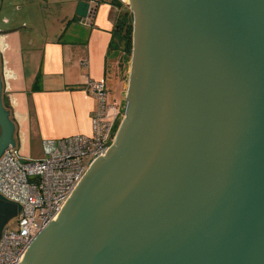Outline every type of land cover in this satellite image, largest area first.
I'll return each instance as SVG.
<instances>
[{
    "label": "water",
    "instance_id": "water-1",
    "mask_svg": "<svg viewBox=\"0 0 264 264\" xmlns=\"http://www.w3.org/2000/svg\"><path fill=\"white\" fill-rule=\"evenodd\" d=\"M129 1L125 117L21 263L264 264V0Z\"/></svg>",
    "mask_w": 264,
    "mask_h": 264
},
{
    "label": "crops",
    "instance_id": "crops-1",
    "mask_svg": "<svg viewBox=\"0 0 264 264\" xmlns=\"http://www.w3.org/2000/svg\"><path fill=\"white\" fill-rule=\"evenodd\" d=\"M114 1H79L67 27L53 38L33 40L26 48L22 28H12L1 37L5 102L15 114L16 149L24 157H31L35 145L42 152L45 139L92 134L98 100L87 90L89 81L104 82L111 103H116L119 91L118 104H124L126 86L117 77L118 60L108 55L121 13ZM91 9L95 12L87 25Z\"/></svg>",
    "mask_w": 264,
    "mask_h": 264
},
{
    "label": "built area",
    "instance_id": "built-area-1",
    "mask_svg": "<svg viewBox=\"0 0 264 264\" xmlns=\"http://www.w3.org/2000/svg\"><path fill=\"white\" fill-rule=\"evenodd\" d=\"M94 12H88L85 24L90 25ZM87 90L98 100L91 135L45 139L39 159L12 147L0 157V195L22 207L17 229L5 228L0 235V264H22L33 241L56 222L82 178L112 147L126 105L109 102L104 82L89 81Z\"/></svg>",
    "mask_w": 264,
    "mask_h": 264
},
{
    "label": "rangeland",
    "instance_id": "rangeland-1",
    "mask_svg": "<svg viewBox=\"0 0 264 264\" xmlns=\"http://www.w3.org/2000/svg\"><path fill=\"white\" fill-rule=\"evenodd\" d=\"M79 1L81 0H34L33 3H27L26 0H8L5 3V8L0 12V27L2 30H6L8 26H17L22 28L21 38L28 46L33 40H37L42 36L55 37L60 30H63V26L67 27L68 21L75 17V11L78 8ZM130 8V1L124 3ZM18 9H17V8ZM131 10V9H130ZM8 19L11 23L5 24L3 21ZM64 24V25H63ZM76 24V23H75ZM74 24V25H75ZM77 25V24H76ZM133 29H134V14H133ZM26 56V54H25ZM124 57H120L118 60L117 77L123 81L126 86V90L129 86V78L131 72V64L133 58V38H132V53L130 61L127 66L121 65ZM118 103L121 99L119 91L115 93ZM126 97V93H125ZM126 102L124 100V106ZM30 158L39 159L43 157L41 147L38 145L33 146ZM17 217L12 218L7 224V229L14 231L17 229L16 225Z\"/></svg>",
    "mask_w": 264,
    "mask_h": 264
},
{
    "label": "trees",
    "instance_id": "trees-1",
    "mask_svg": "<svg viewBox=\"0 0 264 264\" xmlns=\"http://www.w3.org/2000/svg\"><path fill=\"white\" fill-rule=\"evenodd\" d=\"M114 3L121 8V13L113 31V39L108 55L115 59L124 57L123 62L120 61V64L127 66L132 53L133 12L120 0H115Z\"/></svg>",
    "mask_w": 264,
    "mask_h": 264
},
{
    "label": "flooded vegetation",
    "instance_id": "flooded-vegetation-1",
    "mask_svg": "<svg viewBox=\"0 0 264 264\" xmlns=\"http://www.w3.org/2000/svg\"><path fill=\"white\" fill-rule=\"evenodd\" d=\"M8 0H0V12L3 11V9L5 8V3ZM27 3H33L34 0H26ZM17 8V7H16ZM18 9V8H17ZM5 24L9 25L11 22L8 21V19H5L3 21ZM0 25H1V20H0ZM12 28H18L17 26H8L6 28V30H11ZM6 30H2V28L0 27V37H2L4 35V32ZM0 132H1V128H0ZM18 215V208L17 206L13 205V204H9V205H4L2 204V202H0V235L1 233L5 230L6 224L12 219L17 217Z\"/></svg>",
    "mask_w": 264,
    "mask_h": 264
},
{
    "label": "bare ground",
    "instance_id": "bare-ground-1",
    "mask_svg": "<svg viewBox=\"0 0 264 264\" xmlns=\"http://www.w3.org/2000/svg\"><path fill=\"white\" fill-rule=\"evenodd\" d=\"M127 1V0H126Z\"/></svg>",
    "mask_w": 264,
    "mask_h": 264
}]
</instances>
